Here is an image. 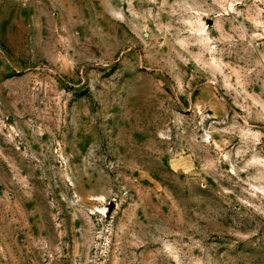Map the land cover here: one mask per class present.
I'll list each match as a JSON object with an SVG mask.
<instances>
[{
	"label": "rangeland",
	"instance_id": "rangeland-1",
	"mask_svg": "<svg viewBox=\"0 0 264 264\" xmlns=\"http://www.w3.org/2000/svg\"><path fill=\"white\" fill-rule=\"evenodd\" d=\"M0 264H264V0H0Z\"/></svg>",
	"mask_w": 264,
	"mask_h": 264
}]
</instances>
